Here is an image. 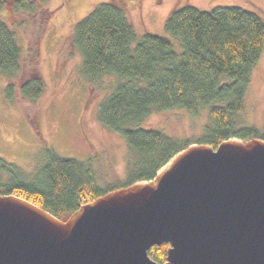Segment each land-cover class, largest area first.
<instances>
[{
    "label": "trees",
    "instance_id": "trees-1",
    "mask_svg": "<svg viewBox=\"0 0 264 264\" xmlns=\"http://www.w3.org/2000/svg\"><path fill=\"white\" fill-rule=\"evenodd\" d=\"M12 1L21 9H32L31 0ZM164 29L177 38L180 51L164 35L146 31L137 37L124 6L112 0L98 2L71 31L72 44L82 55V74L91 82L117 77L99 102L98 116L122 134L135 153L127 181L102 186L90 164L46 148V161L32 175L0 157V193L19 194L65 219L82 202L152 177L174 152L195 141L182 144L159 129L141 126L156 109L183 108L195 115L207 107L209 122L196 141L214 147L229 136L264 138V128L240 119L264 46L263 17L241 5L207 10L184 3L169 12ZM40 38L24 57L14 31L0 19V72L8 80L6 94L18 93L23 103H36L45 89ZM168 246L153 244L148 253L164 262Z\"/></svg>",
    "mask_w": 264,
    "mask_h": 264
},
{
    "label": "water",
    "instance_id": "water-1",
    "mask_svg": "<svg viewBox=\"0 0 264 264\" xmlns=\"http://www.w3.org/2000/svg\"><path fill=\"white\" fill-rule=\"evenodd\" d=\"M0 264H264V138L193 141L65 219L0 193Z\"/></svg>",
    "mask_w": 264,
    "mask_h": 264
},
{
    "label": "rangeland",
    "instance_id": "rangeland-1",
    "mask_svg": "<svg viewBox=\"0 0 264 264\" xmlns=\"http://www.w3.org/2000/svg\"><path fill=\"white\" fill-rule=\"evenodd\" d=\"M101 1L112 0H31L29 10L15 6L12 0H0V19L14 31L24 57L31 43L41 37L40 72L45 89L36 103H23L18 93L8 97V80L0 72V157L19 165L27 175L39 169L47 159L46 148H52L59 155L90 164L102 186L128 179L126 172L135 153L126 138L103 124L98 116L99 102L117 77L108 75L98 82L89 81L81 72V52L71 40L75 23ZM115 1L124 6L137 37L146 31L164 35L178 51L179 41L164 29L166 17L178 5L191 3L207 10L219 5H241L264 19V0ZM240 119L264 128V46ZM208 122L207 107L195 115L183 108H170L153 110L140 125L159 129L183 144L200 139Z\"/></svg>",
    "mask_w": 264,
    "mask_h": 264
}]
</instances>
